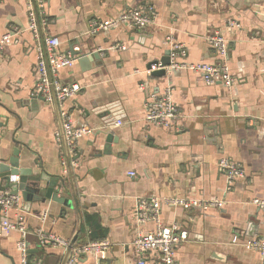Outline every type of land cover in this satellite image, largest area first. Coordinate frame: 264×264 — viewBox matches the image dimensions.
Listing matches in <instances>:
<instances>
[{"label":"crops","instance_id":"0c3cea01","mask_svg":"<svg viewBox=\"0 0 264 264\" xmlns=\"http://www.w3.org/2000/svg\"><path fill=\"white\" fill-rule=\"evenodd\" d=\"M30 4L35 8L33 0H0V35L18 39L0 54V162L15 159L19 169L58 182V201L29 207L22 199L31 264H61L65 253L39 248L38 230L70 242L78 235L76 247L111 244L78 264H138L136 233L155 224H136V200L150 197L224 202L207 210L163 207V225L189 234L177 248L179 264H264L258 252L232 244L234 236L264 239L263 212L253 204L264 199V0H44L37 9L42 37L58 38L61 53H81L59 72L62 85L81 87L63 104L74 127L87 131L74 153L62 138L59 107L34 95L38 47L46 48L29 30ZM146 6L155 7L157 18L145 30L120 25L90 32L94 21ZM232 23L238 28L226 30ZM219 30L229 41L232 89L206 85L186 70L152 74L171 51L168 36L186 51L178 62L222 64L208 41ZM93 54L99 59L84 57ZM168 88L181 112L173 122L178 131L145 121L149 96ZM224 158L244 169L230 191L219 169ZM6 185L0 178V194L10 191ZM20 238L0 229V264H20Z\"/></svg>","mask_w":264,"mask_h":264},{"label":"built area","instance_id":"2783aa9c","mask_svg":"<svg viewBox=\"0 0 264 264\" xmlns=\"http://www.w3.org/2000/svg\"><path fill=\"white\" fill-rule=\"evenodd\" d=\"M34 6L29 5V30L39 42H44L45 51L42 46L38 47L39 59L35 68L36 84L34 95L45 98L50 106L56 104L59 107L60 118L62 122L64 142L71 153L76 149V143L82 138L87 131L74 127V121L71 113L63 108V104L73 98L81 87L77 85L64 86L59 78V72L63 68L72 67L77 58L71 53H61L58 51L60 41L56 37H42L39 31V11L44 8V0H33ZM38 3V4H37ZM157 18V10L153 6L139 7L132 11L120 15L117 19L106 20L103 22H92L91 33L93 35L103 31H109L126 25L135 30H145L152 25ZM238 28L235 24L227 26L226 30H234ZM225 31L219 30L213 32L209 38V44L218 55L222 58V64L209 63H193L188 64L178 62L180 57L186 56V51L180 44L176 43L171 36L167 37V42L171 45V65L166 67L167 70L181 71L186 70L199 74L206 85L222 84L227 89H232L236 80L227 65V57L229 53V41L225 36ZM17 34L7 33L0 35V54L7 45L17 42ZM155 69H160L157 65ZM157 67V68H156ZM152 69V68H151ZM150 72V71H149ZM181 117V112L172 99V89L168 88L162 93H153L149 96L148 113L145 121L149 125H156L164 128H175L179 130V126L173 127V122ZM118 122L117 125H121ZM61 142V138L58 139ZM76 164V163H74ZM221 173L226 176L228 191L231 190L234 183L244 177V169L231 159L224 158L219 163ZM134 176V173L131 174ZM22 195L13 194L12 192H4L0 194V229L2 233L9 234L18 231L21 235L17 242V249L21 254L20 264H31L30 249L27 242L28 231L25 225V218L21 212ZM253 204L263 212L264 219V199H255ZM223 201H204L193 198H138L135 208V222L140 227L147 222H153L155 229L148 233L138 230L133 241L135 252L140 257L138 264H148L147 260L151 259L154 264H179L177 259V248L189 239L186 230L179 228L177 224L170 227L163 225L161 221L162 209L165 206L173 208H183L185 210H207L211 207L222 208ZM17 211L16 221L11 220V212ZM39 239V248L56 247L66 251L71 242L62 239L54 234L45 233L42 230L36 231ZM232 244L239 245L247 250L258 252L264 257V239H251L244 242L240 241L239 236H234ZM111 244L104 242H89L80 246L73 247V252L68 264H78L83 258L89 254L102 256L108 251Z\"/></svg>","mask_w":264,"mask_h":264},{"label":"water","instance_id":"95a60500","mask_svg":"<svg viewBox=\"0 0 264 264\" xmlns=\"http://www.w3.org/2000/svg\"><path fill=\"white\" fill-rule=\"evenodd\" d=\"M81 53L76 52L73 55L79 56ZM88 57L90 60H98L99 55L93 54ZM83 58V57H82ZM86 59V58H84ZM171 65V51L158 63L160 69L154 71L153 75L165 76L166 67ZM151 69V68H150ZM42 99V98H38ZM112 141L109 136L108 142ZM19 161L11 159L8 165L0 162V178L7 182L5 190H10L13 194H21L27 206L30 207L32 202L44 203L47 199L58 201L55 194L58 182L46 175H33L31 169H19ZM48 183L46 188H42V182ZM78 235H76L70 244V247L65 251L61 264H68L73 252V247L76 245Z\"/></svg>","mask_w":264,"mask_h":264},{"label":"trees","instance_id":"16d2710c","mask_svg":"<svg viewBox=\"0 0 264 264\" xmlns=\"http://www.w3.org/2000/svg\"><path fill=\"white\" fill-rule=\"evenodd\" d=\"M92 241H93V240H90L89 242H92ZM93 242H94V241H93ZM78 243H79V242H78ZM79 244H80V243H79ZM79 244H78V245H79Z\"/></svg>","mask_w":264,"mask_h":264}]
</instances>
